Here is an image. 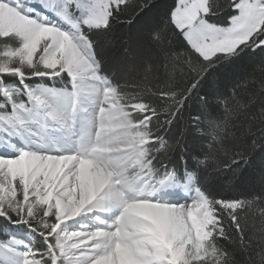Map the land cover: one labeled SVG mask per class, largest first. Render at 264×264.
<instances>
[{
  "label": "snow or ice",
  "instance_id": "snow-or-ice-1",
  "mask_svg": "<svg viewBox=\"0 0 264 264\" xmlns=\"http://www.w3.org/2000/svg\"><path fill=\"white\" fill-rule=\"evenodd\" d=\"M257 201L264 0H0V264H264Z\"/></svg>",
  "mask_w": 264,
  "mask_h": 264
},
{
  "label": "trees",
  "instance_id": "trees-1",
  "mask_svg": "<svg viewBox=\"0 0 264 264\" xmlns=\"http://www.w3.org/2000/svg\"><path fill=\"white\" fill-rule=\"evenodd\" d=\"M174 0H159L160 5L163 6H171ZM162 10V9H158ZM157 11V10H154ZM121 24H124L123 27H121ZM137 31V26H133L131 29H129L125 23V20L122 18L120 22L117 23L115 26V31L112 34V41L116 42L119 40V38L128 33L131 32L133 35H135ZM133 53L135 54V60L134 63L136 65L135 69L127 74L123 75L124 79L129 80L130 87L136 86V84L141 85L142 87L151 88L153 83L157 79L163 81L165 79L166 74L171 73L173 70L171 67L168 69H165L161 65H158L155 60H152L150 64L145 63V58L147 57V53L143 46H138L136 42L133 43ZM118 75L120 73L118 72ZM161 86H163L161 84ZM247 87L250 90H258V79L254 83H249ZM232 86L228 85L227 90L231 91ZM229 191L231 192V195L238 196V195H244V196H253L258 193H260V185H259V178L256 177L254 182H245L240 187L233 188L232 184L225 181L224 182V193L228 194ZM264 207V201H257V204L254 208H252L249 212V225L250 227L255 224L257 228H259V225L261 223V217H260V209ZM258 236V233H257ZM0 238H3L0 236ZM258 251V249H257Z\"/></svg>",
  "mask_w": 264,
  "mask_h": 264
}]
</instances>
